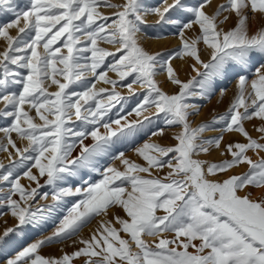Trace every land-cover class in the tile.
<instances>
[{"label": "snow or ice", "instance_id": "6c2138e0", "mask_svg": "<svg viewBox=\"0 0 264 264\" xmlns=\"http://www.w3.org/2000/svg\"><path fill=\"white\" fill-rule=\"evenodd\" d=\"M210 4L211 0H162L156 6L143 0L122 4L29 0L26 9L17 10L15 0H0V16L11 17L0 23L5 42L0 51V119L7 121L0 127V153H7L9 161L0 163V216L10 214L16 222L0 233V250L18 232L51 219L48 214L58 210L65 197H82L51 235L0 257V264H74L80 258L83 264H264V193L253 199L246 191L264 189V156L259 155L264 153V60L259 66L253 63L257 56L264 58V26L254 32L249 26L250 18L264 19V0H225L211 15L206 11ZM100 7L115 11L103 15ZM149 16L156 17L155 25L167 26L178 36L180 47L174 54L165 57L144 47L142 26ZM230 17L234 24L225 30L222 25ZM10 29H16L17 35L12 36ZM196 29L190 37L188 33ZM62 37V47L54 48ZM100 43L115 51L99 47ZM185 57L194 61L192 71L201 79L179 78L172 62ZM108 72L118 79L107 78ZM89 73L91 81H87ZM229 73H235L236 94L227 111L192 127L189 117L198 113L199 105L188 101L197 95L196 85L206 98L212 81ZM161 74L177 91L170 94L162 89L156 79ZM128 77L130 82L120 86L130 95H138L133 85L144 89L142 99L127 114L137 119L130 121L117 113L118 118L109 122L105 117L115 107L112 101L120 104L126 99L115 89ZM97 82L111 86V91L96 90ZM52 86L57 90L50 92ZM101 94H106L107 103L98 98ZM152 109L151 116L144 115ZM33 111L35 116L30 115ZM153 117L161 119L164 127L151 136H163L165 128L180 131L172 137L174 146L146 142L136 147V156L145 162L141 165L116 146L152 124ZM254 118L261 122L254 126L256 139L244 127ZM206 131L218 135L204 139ZM225 133H238L246 142L227 143L220 155L230 158L218 163L194 158L213 147L221 149ZM89 138L92 142L86 144ZM18 142L26 144L18 146ZM249 151L258 158L253 160ZM102 158L119 161L120 166L101 170ZM241 165L248 170L217 178ZM21 168L26 170L21 173ZM164 169L163 176L153 177V170ZM83 170L102 178L91 183ZM22 178L30 182L28 187L21 184ZM76 179L87 186H64ZM46 186L54 203L41 206L37 197L48 198L49 192H40ZM110 207L126 214L127 218L113 214L119 228L112 221L100 222L89 238L73 240L82 245L75 251L59 257L41 254L45 246L78 236Z\"/></svg>", "mask_w": 264, "mask_h": 264}, {"label": "rangeland", "instance_id": "374dc122", "mask_svg": "<svg viewBox=\"0 0 264 264\" xmlns=\"http://www.w3.org/2000/svg\"><path fill=\"white\" fill-rule=\"evenodd\" d=\"M99 2L102 3L103 0H99ZM107 2L112 3V4H122L124 2V0H107ZM143 2L149 6H156V5L161 4L162 0H143ZM168 2H171V0H168ZM192 2H195V0H192ZM224 2H225V0L221 3H219V5L224 3ZM15 6H16L17 10L26 9L29 6V0H15ZM113 10H115V9L105 8V7L98 8V11H100L103 15H107V16H111V14L114 12ZM150 17H152V16H149L147 18H150ZM256 17H257L256 24L258 26V27H256V29L258 30L261 26H264V21H263L264 19H261L259 16H256ZM10 18L11 17L0 16V23L6 22ZM231 18L235 21L234 17H231ZM253 19H254V17L250 18V20H249V26L250 27H252ZM233 24H234V22H233ZM142 27L144 28V32L146 33V39H145L146 41L144 40L143 44H144V47L147 50H149L150 52L155 53V50H157V47H153V45L151 44L154 41H165L166 42L165 44H167L168 46H165L166 48L164 49V50H166V52L163 54L165 57H167L170 54H174L175 50H177L180 47V40H179L178 36L173 35L172 29H170L169 27L165 26L163 29H161L159 26L155 25L154 21H152V20H147L146 26H142ZM53 31H55V29ZM197 32H198V29H196L192 32H189L188 35L190 37H194L197 34ZM10 34L12 36H16L17 35L16 29H10ZM157 35L164 36L165 38L164 39H156L155 37ZM62 40H63V37L61 38V41H58L56 45H53V47L54 48L55 47H62ZM147 40L150 42H147ZM98 46L102 47L104 49H107L108 51H115V49L111 45H108V44L100 43ZM4 47H5V42L3 41L2 38H0V51H2ZM200 47L203 48L204 46L201 44ZM172 50H174L173 53H172ZM38 51L42 52L43 49L39 48ZM62 51H64L66 54V50H64L62 48ZM117 55H119V54H117ZM203 58H204V56H202V59ZM187 59H188L187 75L184 78L182 77L183 79L182 78H180V79L184 82H187L189 79H193V78L195 80L201 79V77L197 76L196 72L193 73V71H192V65L194 64V61H192L190 58H187ZM107 60L111 61L112 57H108ZM179 60L180 59L177 58L173 62H176ZM262 60H264V58L257 56L253 59V63L256 66H259V62H261ZM205 62H207V60ZM197 68L201 72L204 71V69L200 68L198 65H197ZM178 74H180L179 71H178ZM107 78L112 79V80L118 79V77L115 75V73H112V72H108ZM91 80H93V77L89 73V75L87 76V81H91ZM130 80H131V77H128L126 80L119 82L115 91H117L122 97H125L126 99L124 101H121L120 104H117L115 101H112V103L115 104V107H113L110 110V112L108 113V116L105 117V120H108L109 122H111L112 119L118 118L117 113H119V116H127V114L129 112H131L132 109L136 107L137 103H139V101L142 99L143 94H144V89H141L136 85H133V89L138 95L132 96V95H130V93L128 92V89L126 87L120 86V85L127 84L128 82H130ZM157 81L160 83L161 79L157 80ZM166 81H163V82H166ZM167 84H168V82H167ZM76 88H77V90H82V88H80L79 86H76ZM100 88H107V89H109V91H111V86L106 85L102 82H97L96 83V90H98ZM48 90L50 92H54L57 89L55 88V86H52ZM163 90L171 94V93H174L175 91H177V86L173 85L172 88L164 87ZM194 91L197 93V95L194 97H190L188 102L199 105V109H198L197 114L191 115L189 117V121H190V124L192 127H197L200 124H204V123H207L208 121H210L213 118V116L222 115L227 111L228 107L230 106L231 101L234 99V96L236 94L235 73H229L226 77L215 78L212 81V85H211V88L209 90V94L206 98L201 97L199 95V85H196V87L194 88ZM222 91L224 93L223 96L221 95ZM98 98L102 99V102L107 103L106 94H101V97H98ZM121 104H123V111H120ZM2 107H3V105L0 104V108H2ZM152 112H154V109L149 110L148 112H145L144 115L145 116H151ZM30 115L35 116V112L34 111L31 112ZM127 118L130 121L137 119V117L134 114L132 116H127ZM73 120H75V118H73ZM37 123H39V122H37ZM122 123H123V121H122ZM260 123L261 122L255 118L251 121H245L244 122L245 129L249 132V134L252 136L253 139L258 138V135H259L254 130V126H259ZM4 126H7V121H5L4 119H0V127H4ZM112 127L115 128L116 125H112ZM162 127H164L163 121L161 119H157L156 117H153V123L152 124L146 125V127L142 131L135 134L133 137H130L124 143L119 144L116 147L119 151L125 152L126 158H128L130 160H134L138 164L144 165L145 162L141 158L136 156V154L134 152V149L136 147H140L146 142L147 143H157V144H160L161 146H174L176 144V141L172 137L174 136V134L176 132L180 131V129L178 127L165 128L164 135L161 137L151 136V133L153 131H156L158 128H162ZM100 131L103 132L104 129L100 128ZM2 135H1V137H2ZM217 135H218V133L215 131H206L205 133L202 134V138L207 139V138L215 137ZM12 136L15 137V133H13ZM224 137L225 138L221 143V149L218 150V149H215L213 147L212 149H210V152L208 154H201L200 156L194 157V158H198V159L207 161L209 163H218V162H220L226 158H230V157L220 155V152L223 150L224 146L227 143H229L231 141H238L241 143L246 142L244 140V138L242 136H240V134H238V133H225ZM91 142H92L91 138H89L88 140H85L86 144H90ZM22 144H26V142H22ZM78 151H79V148L77 147L73 151V155L75 156L76 154H78ZM247 155L250 156L253 160H256L258 158L257 155L252 153L251 151H249L247 153ZM259 155L264 156V153H260ZM0 163L8 165L9 161L7 159V153H0ZM28 163L31 164L34 162L29 161ZM108 165L120 166L119 161H112L109 158H102L101 159V165H100L101 170L103 167H106ZM25 170L26 169H24V168L19 169V171L21 173ZM247 170H248L247 165H241L235 169L229 170V172L227 174H224V173L218 174L217 178L218 179H224L227 177V175L241 174L243 172H246ZM32 172H33V174H36L37 170L33 168ZM166 172H167V169H164L161 172H157V171L153 170L152 175H153V177L163 176ZM81 174L84 176L85 179H88L91 183L97 182L99 179L102 178L99 175V173L88 172L87 170H83ZM140 175L145 176V174H143V173H141ZM41 183L42 184L44 183L43 178L41 179ZM21 184L28 187L30 182L26 178H22ZM64 186L75 188L77 186L86 187L87 185H83L79 179H76V180H73L70 184H66ZM0 187H2V186H0ZM33 187H35V186H33ZM45 191L49 192L48 198L47 199H40L39 197H37L38 203L41 206L52 205L54 202L51 199V188L46 186V187L40 189L41 193H43ZM246 191H249L252 193L253 199L260 197L261 194L264 193V189L249 188V189H246ZM241 194L243 195V193H241ZM80 199H82V197H79V196L65 197L64 202L61 204L59 209L54 210L52 213L48 214L49 216H51V219H47L39 227H29V228L25 229L23 232H18L13 237L10 244L6 248L0 250V257H3L5 255H14L15 252L21 250L23 247L27 246L28 244L33 243L38 239H42L46 236L51 235L52 232L59 225L60 220L65 215H67L68 210L72 207V205L77 203ZM0 211H3V210H0ZM114 213L117 215H120L122 218H127L126 214L123 213L122 209H120L118 207H110L107 210L106 215H101V216L95 217L94 219L91 220V222L87 226L83 227L80 230L78 236L73 237L72 240H66L65 242L60 243V244H51V245L45 246L43 249H41V254L45 255V256L59 257V256L63 255L64 253H71V252L75 251L77 248L82 247V245L73 244V240H78L80 238H89L90 235L95 231V229L98 228L100 222L112 221L113 226L119 228V225L116 224L115 220L113 219ZM157 214L159 215L162 213L158 212ZM15 223H16L15 220L10 216V214L0 216V233H2L4 231V229L7 227H13L15 225ZM121 236H124V234L121 233ZM125 238H127V237H125ZM146 242L151 243L152 242L151 238H149V240H146ZM133 250H135L134 247H133ZM74 264H83V258L77 259L76 261H74Z\"/></svg>", "mask_w": 264, "mask_h": 264}, {"label": "bare ground", "instance_id": "6f19581e", "mask_svg": "<svg viewBox=\"0 0 264 264\" xmlns=\"http://www.w3.org/2000/svg\"><path fill=\"white\" fill-rule=\"evenodd\" d=\"M224 0H211V4L209 7L206 8V11L211 15L214 13L216 7L219 5V3L223 2ZM115 11V10H113ZM156 17L152 16L150 18H146V20H152V21H155ZM264 21V20H263ZM233 22L234 20L230 17L229 20L224 24L222 25V27L227 30L229 28H231L233 25ZM257 17H254L253 19V22H252V27H250V32H254L256 31V27L257 24ZM146 38L143 39V41L145 40ZM146 41V40H145ZM147 42H150L147 40ZM166 42L165 41H154L152 42L151 44L153 45V47H157V50H155V52H161L162 54H164L166 52V50H164L166 47L165 46H168L167 44H165ZM107 50V49H106ZM174 52V50H172V53ZM205 61L207 60V56H204L203 58ZM187 64H188V59L185 57L183 60H179V61H176V62H173V67H175L180 74L179 75V78H184L186 75H187ZM194 73V72H193ZM192 73V74H193ZM182 78V79H183ZM157 80H160V84L162 86V88L164 89V87H167V88H172V84L168 82L167 84V81H166V74H161V75H158L156 77ZM163 81H166V82H163ZM169 90V89H168ZM173 90V89H172ZM37 122H39L38 118L36 120ZM2 133H0V137H1ZM15 138V137H13ZM22 144V142H18V146H20ZM256 159V158H255ZM30 185V184H29ZM31 186H35V184H31ZM146 240H149L148 237H145Z\"/></svg>", "mask_w": 264, "mask_h": 264}]
</instances>
